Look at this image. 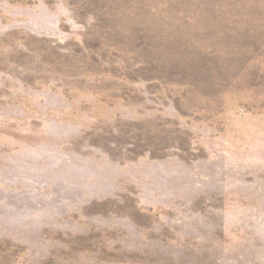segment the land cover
I'll return each instance as SVG.
<instances>
[{"label": "rangeland", "instance_id": "obj_1", "mask_svg": "<svg viewBox=\"0 0 264 264\" xmlns=\"http://www.w3.org/2000/svg\"><path fill=\"white\" fill-rule=\"evenodd\" d=\"M0 264H264V0H0Z\"/></svg>", "mask_w": 264, "mask_h": 264}]
</instances>
